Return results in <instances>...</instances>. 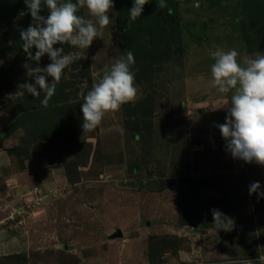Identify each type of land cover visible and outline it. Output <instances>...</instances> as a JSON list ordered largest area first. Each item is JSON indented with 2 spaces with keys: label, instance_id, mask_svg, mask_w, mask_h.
<instances>
[{
  "label": "rangeland",
  "instance_id": "1",
  "mask_svg": "<svg viewBox=\"0 0 264 264\" xmlns=\"http://www.w3.org/2000/svg\"><path fill=\"white\" fill-rule=\"evenodd\" d=\"M131 7L119 14L113 0L114 22L87 50L65 47L74 60L44 107L20 94L37 66L20 40L30 13L0 0V264H264V198L248 190H264V165L226 151L216 125L230 94L211 85L209 55L235 49L244 66L264 53V0H149L128 24ZM127 51L136 98L83 132L87 75L93 85ZM49 63L45 54L38 66ZM12 208L25 216L10 220ZM212 209L234 220L231 231L215 229ZM19 242L26 248L11 252Z\"/></svg>",
  "mask_w": 264,
  "mask_h": 264
},
{
  "label": "clouds",
  "instance_id": "2",
  "mask_svg": "<svg viewBox=\"0 0 264 264\" xmlns=\"http://www.w3.org/2000/svg\"><path fill=\"white\" fill-rule=\"evenodd\" d=\"M32 22L20 31L22 50L37 66L27 68L26 75L34 81L20 85L21 95L30 94L46 107L56 91L64 70L73 62L71 53L64 54L58 45L68 43L76 49L87 50L100 31L114 21L110 19L113 0H23ZM149 0H132L128 11V24L137 21ZM42 5L48 15H41ZM81 8L87 9L90 19L79 15ZM33 48L36 50L33 53ZM51 61L46 67L38 66L44 55ZM84 54L81 57L84 58ZM209 55L211 85L220 94H230L225 121L217 124L226 151L233 159L245 163L264 165V53L247 58L244 66L237 60L235 49L225 50L217 46ZM134 57L131 51L115 58L110 69L98 76L97 82L84 96L80 105L83 132L94 130L106 113L117 111L123 104L137 96L135 76L131 69ZM51 78V82H47ZM249 195L264 198L259 181L249 185ZM212 225L220 231H231L234 220L219 209H212ZM247 264V262H240Z\"/></svg>",
  "mask_w": 264,
  "mask_h": 264
},
{
  "label": "trees",
  "instance_id": "3",
  "mask_svg": "<svg viewBox=\"0 0 264 264\" xmlns=\"http://www.w3.org/2000/svg\"><path fill=\"white\" fill-rule=\"evenodd\" d=\"M131 2H132V0H115V6H116V8H117V10L119 11V14H122V13H124L125 11H126V9L128 8V6L131 4ZM173 12V10L172 9H169V14L170 13H172ZM28 22H27V27L29 26V24L32 22V18L30 17H26L25 18ZM169 20H171V19H169ZM27 27H26V29H27ZM25 29V30H26ZM151 29L152 30H155V28H154V26H152L151 27V25H145L144 26V33H145V35L146 34H148V33H150L151 32ZM157 29V28H156ZM160 32V34H161V38H162V40H163V38L166 36V32H167V29L166 30H160L159 28L157 29V32ZM4 34H6V35H4V38H3V41H4V43L6 42L7 43V45H9V46H13L14 44L16 45V44H18V38H17V40H16V37H17V35H15L14 34V31H13V29H10L9 31H6ZM67 45H69V44H67V43H64V44H62V45H58V46H60V47H62L64 50H65V47H67ZM48 58V57H47ZM48 61H50L49 59H48ZM13 74V71H12V69H11V71H10V75H12ZM10 75H6L5 77H4V80H9V78H10ZM90 76V74H88L87 75V77H86V83H87V86H86V88L84 89V95H83V97L87 94V92L91 89V86H92V80H91V78L89 77ZM62 87H63V85H61ZM38 98H40V99H43V96L41 95L40 97H38ZM49 104V103H48ZM79 106L81 105V104H78ZM48 106V105H47ZM46 106V107H47ZM26 117H30V115L27 113L26 115H25ZM24 116V117H25ZM60 122H62L61 120H60ZM59 127H60V134L61 133H63L64 132V134H65V126H61V125H59ZM63 134V135H64ZM136 138V137H135Z\"/></svg>",
  "mask_w": 264,
  "mask_h": 264
},
{
  "label": "built area",
  "instance_id": "4",
  "mask_svg": "<svg viewBox=\"0 0 264 264\" xmlns=\"http://www.w3.org/2000/svg\"><path fill=\"white\" fill-rule=\"evenodd\" d=\"M18 184H17V181H15V180H12L8 185L6 184V187H8V191H10V190H12L13 192H12V194H14L13 196H15V195H17L18 193H16V191H17V188H18ZM31 193L30 192H28V193H26L25 195H22L21 197H25V196H27V195H30ZM27 207V206H26ZM10 216H8V218L10 219V220H15L16 218H19V217H24L25 216V212L23 211V209H15V208H12L11 209V211H10ZM22 214H24L23 216H22ZM6 219H7V217H6Z\"/></svg>",
  "mask_w": 264,
  "mask_h": 264
},
{
  "label": "crops",
  "instance_id": "5",
  "mask_svg": "<svg viewBox=\"0 0 264 264\" xmlns=\"http://www.w3.org/2000/svg\"><path fill=\"white\" fill-rule=\"evenodd\" d=\"M26 248L25 243L19 242L18 245L14 248L11 247V252L18 253L22 252Z\"/></svg>",
  "mask_w": 264,
  "mask_h": 264
}]
</instances>
